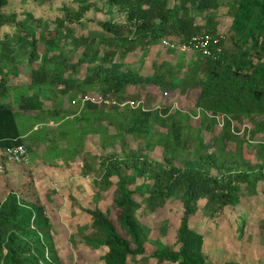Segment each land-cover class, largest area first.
Listing matches in <instances>:
<instances>
[{
  "label": "trees",
  "instance_id": "trees-1",
  "mask_svg": "<svg viewBox=\"0 0 264 264\" xmlns=\"http://www.w3.org/2000/svg\"><path fill=\"white\" fill-rule=\"evenodd\" d=\"M9 1L0 0L3 155L9 147L22 146L27 153L37 147L36 140L25 143V139L31 138L39 120L56 124L59 129L67 116L75 115L72 117L76 124H86L90 129L79 132L82 141L69 142L73 152H82L85 137L94 134L100 135L103 145L117 140L123 147L124 158L114 154L99 156L102 177L95 191H111L113 219L96 205L92 210L77 207L80 217L89 220L88 228L92 231L86 245L104 249L102 264H137L140 260L144 264H210L200 254L199 236L189 228L195 205L205 200L211 206V215H215L225 207L236 206L242 187L257 182L256 176L252 180L243 170V159L225 152L224 144L234 141L237 155L243 145L246 150L254 147L261 161L259 169H264V144L248 140L257 134L264 139V0H103L107 19L97 21L101 34L96 39L78 35L70 26H79L88 12L98 9L100 0H70L74 8L61 6V16L49 23L36 18L27 3L18 14L8 13ZM35 1L45 6L55 0ZM219 11L230 17L225 34L218 33ZM115 16H123V20L117 21ZM205 36L209 38V55L202 50L177 53L176 48L165 47L164 55H175V63L171 65L168 58L162 57L152 61L149 75H139L150 48L163 47V41L185 45L191 38ZM136 49L143 60L128 61V55ZM158 55L159 51L155 58ZM24 61L29 66V82L11 85L9 78L19 77ZM130 86L177 93L178 100L196 95L199 130L191 131L189 126V116H196L195 113L188 116L177 109L170 113V106L147 111L139 101L135 109L128 104L118 109L112 105L105 107L104 103L96 107L80 100L87 92H94L104 101H121L124 90ZM80 93L84 96L77 100ZM65 101L69 107L74 103L82 106L63 112L61 106ZM19 114L27 117V133L18 130L15 118ZM218 118L223 125L221 136H213L208 144L201 133L214 135ZM103 121L113 127L112 136L106 135V128L101 126ZM244 121L251 123L254 130L252 133L243 130L246 140H240V130L238 127L234 130L233 125L239 126ZM156 126L164 131H156ZM58 134L61 138L69 136L62 130ZM125 136L142 141L143 148L149 151L159 146L163 161L152 162L140 152L125 154ZM212 146L215 152L208 153ZM223 159H229L233 166L219 177L211 176L208 168L218 167ZM181 161L180 167L175 165ZM82 168L83 177L92 172L84 162ZM140 180L142 183L136 186ZM142 189L147 193L143 202L151 211L173 196L179 198L182 215L176 252L158 241L150 242L143 233L134 200ZM24 203L31 204L33 213L22 208ZM42 214L43 209L27 195L9 193L0 201V264H50L44 244L33 246V241L24 236L31 222L37 227L46 226ZM146 243L153 246L149 252Z\"/></svg>",
  "mask_w": 264,
  "mask_h": 264
},
{
  "label": "rangeland",
  "instance_id": "rangeland-1",
  "mask_svg": "<svg viewBox=\"0 0 264 264\" xmlns=\"http://www.w3.org/2000/svg\"><path fill=\"white\" fill-rule=\"evenodd\" d=\"M26 3L29 4V10L36 15V18L40 17L42 22L45 23H49L57 16H61V11H59L61 6L68 5V7L74 8L70 0H55L45 6L39 5L35 0H26V2L10 0L7 11L8 13L18 14ZM103 4V0L98 1V9L88 12L79 26H70V29L74 30V33L78 35L83 34L93 39L99 37L101 31L96 23L107 19L104 13L106 7H103ZM114 19L120 21L123 20V16L118 18L115 16ZM216 22L218 24V33L225 34L228 30L230 17L225 15L224 11H219ZM68 44L69 42H67ZM173 46L172 48H176L177 53H181L179 50L181 45L173 44ZM164 48V46L150 48L144 60L140 57L141 52L136 49L128 55L127 59L130 62H138L139 59H142L139 75L146 77L150 74L153 60L157 61L162 57H166V60L168 58V62L171 65L175 63L176 56H165V53H163L165 52ZM158 51L160 55L155 58ZM23 64L19 77L17 79L9 78L11 85L19 86L29 82L27 77L29 66L25 64V61ZM77 76L80 77V75ZM147 95H149V98L147 97L146 100ZM83 96L80 93L77 100ZM85 97L93 101H98V98L103 99L94 92H87ZM83 98L80 99L81 102ZM43 101L46 106H49L48 101ZM137 101L141 102L143 108L147 111L170 106V113L174 109L179 110L184 115H190L193 112L196 116L188 115L190 129L195 131L200 128L196 95H186L178 100L177 93L171 94L159 89L130 86L124 90L121 101H108V104L104 105L109 107L114 103L112 106L121 109V106L127 102L136 103ZM14 105L16 106V104ZM69 106L67 101L63 102L62 111L65 112L68 108L74 107L80 109L82 104L78 106L74 103L73 107ZM96 107H99V105ZM104 111L107 112V110ZM33 116L35 115L33 114ZM72 116L75 115L67 116L63 126L59 129L56 124H46L44 121L39 120V122L41 121L40 125L33 128L31 138L25 139V143L33 140L38 142V146L36 147L35 145L32 147V151L27 153V164L16 165L7 161L0 151V201L9 193H18L19 195L22 194V196L27 195L32 202L38 203L43 209L42 219L47 220L46 226L37 227L31 222L29 228L25 229L24 236L33 241V246L44 244L49 251L47 261L50 264H102L101 256L104 253V249L86 245L85 242L90 238L92 231L88 228L89 220L86 219V216L80 217L81 211L77 207L81 205L82 208L92 210L96 205L97 208L113 219L111 191L103 193L95 191L97 189L96 185L102 177V170H99L98 165L100 162L99 156L108 157L114 154L118 158H124L123 147L117 140L115 142L108 141L103 145L100 135L94 134L93 136L88 135L85 137L82 143V152H73L69 148V142H73L74 139L82 141V136L79 132L90 129V127H87L86 124H76L77 120H74ZM26 118V116L21 114L19 116L16 115L15 118L21 134L27 133L28 121ZM218 122L214 135L206 131L201 133L206 143L211 144L213 136L217 138L221 136L223 127L221 118H218ZM101 126L106 128L107 136L114 134L113 127L108 126L106 121H103ZM236 127L240 130V132L238 131L240 140H246V137H243V130H247L248 133H252L254 130L253 125L247 121H244L239 126L233 125L234 130ZM97 128L98 126L96 125ZM74 129L77 132H74ZM61 130L69 134L68 138L59 137L58 132ZM155 130L164 131L157 126ZM248 140L252 144H264L262 134H257L253 139L249 138ZM125 142V154L140 152L152 162L163 161L162 151L159 146L149 151L143 148L142 141L134 140L129 136H125ZM80 145L81 143H79ZM243 146L239 152L241 156L237 155L234 141H227L224 144V149L225 152L235 155L236 158L239 156L243 159V170L251 175L252 180L256 176V184L254 186L248 184L244 188L242 187L239 203L233 207H225L215 215H211V206L207 205L205 200L199 201L195 205L194 214L189 219L190 230L200 238V254L210 264H264V169H259L261 161L257 158L255 148L252 147L246 150L245 146ZM215 150L212 146L208 153H214ZM189 160H191V157ZM83 162L92 169V172L85 177L82 176V171L84 170L82 168ZM181 163L182 161L175 165L180 167ZM232 166L229 159H223L220 160L218 167H209L207 171L211 176L219 177L223 171ZM258 177L261 178L258 180ZM141 183V180L138 181L136 186H140L139 184ZM146 196L147 193L142 189L134 197L138 206L136 218L143 233L147 235L150 242L158 241L170 251L176 252L178 248L176 245V234L182 215L179 198L173 196L166 200L163 205L151 211L147 207V203L143 202V198ZM19 204L20 206L22 205L20 201ZM23 206L22 208H25ZM25 206L27 207L25 208L26 210L33 213L31 204L27 203ZM34 212L36 213L35 210ZM28 220L29 217H27ZM240 231L243 232L242 238L239 237ZM51 247L53 253L50 254ZM152 247L151 244L146 243L147 252ZM137 264H144V262L140 260Z\"/></svg>",
  "mask_w": 264,
  "mask_h": 264
},
{
  "label": "built area",
  "instance_id": "built-area-1",
  "mask_svg": "<svg viewBox=\"0 0 264 264\" xmlns=\"http://www.w3.org/2000/svg\"><path fill=\"white\" fill-rule=\"evenodd\" d=\"M162 44L166 48L172 49V47H174L172 44H169L166 41H163ZM208 45H209V38L206 36L199 37V38H191L188 44L179 46V50L184 53L190 52L193 50H202V53L204 55H209V52L207 50ZM82 102H91L97 105L101 103L108 104V101H104L103 99L101 100L100 98H98V101H93V100H90L88 97L87 98L84 97L82 99ZM126 104H128L130 108L132 109H135L136 107H138V102L136 103L127 102ZM4 156L7 161H10L15 164H27L28 163L27 152L25 148H23L22 146H14V147H9L5 149Z\"/></svg>",
  "mask_w": 264,
  "mask_h": 264
},
{
  "label": "clouds",
  "instance_id": "clouds-1",
  "mask_svg": "<svg viewBox=\"0 0 264 264\" xmlns=\"http://www.w3.org/2000/svg\"><path fill=\"white\" fill-rule=\"evenodd\" d=\"M114 103H112V105H113ZM97 105V104H96ZM98 105H101V104H98Z\"/></svg>",
  "mask_w": 264,
  "mask_h": 264
},
{
  "label": "crops",
  "instance_id": "crops-1",
  "mask_svg": "<svg viewBox=\"0 0 264 264\" xmlns=\"http://www.w3.org/2000/svg\"><path fill=\"white\" fill-rule=\"evenodd\" d=\"M23 207L27 208L25 205Z\"/></svg>",
  "mask_w": 264,
  "mask_h": 264
}]
</instances>
